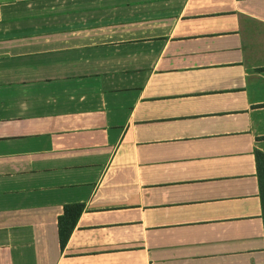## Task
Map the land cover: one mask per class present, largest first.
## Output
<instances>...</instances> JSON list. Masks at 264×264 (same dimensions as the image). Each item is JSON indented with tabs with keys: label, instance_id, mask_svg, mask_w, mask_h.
Listing matches in <instances>:
<instances>
[{
	"label": "crops",
	"instance_id": "obj_1",
	"mask_svg": "<svg viewBox=\"0 0 264 264\" xmlns=\"http://www.w3.org/2000/svg\"><path fill=\"white\" fill-rule=\"evenodd\" d=\"M257 152L264 0H0V264H264Z\"/></svg>",
	"mask_w": 264,
	"mask_h": 264
},
{
	"label": "trees",
	"instance_id": "obj_2",
	"mask_svg": "<svg viewBox=\"0 0 264 264\" xmlns=\"http://www.w3.org/2000/svg\"><path fill=\"white\" fill-rule=\"evenodd\" d=\"M257 165H258V178L260 198L262 204V214L264 221V154L261 152L256 153ZM83 210L82 205L66 206L63 216L59 219V238L60 244L63 247L69 239L76 221Z\"/></svg>",
	"mask_w": 264,
	"mask_h": 264
}]
</instances>
